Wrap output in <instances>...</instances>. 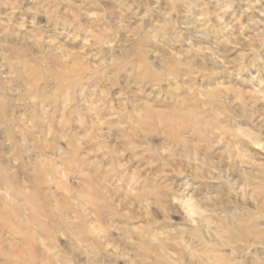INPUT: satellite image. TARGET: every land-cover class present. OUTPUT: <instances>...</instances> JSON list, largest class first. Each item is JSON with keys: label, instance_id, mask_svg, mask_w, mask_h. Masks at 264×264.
I'll list each match as a JSON object with an SVG mask.
<instances>
[{"label": "rangeland", "instance_id": "1", "mask_svg": "<svg viewBox=\"0 0 264 264\" xmlns=\"http://www.w3.org/2000/svg\"><path fill=\"white\" fill-rule=\"evenodd\" d=\"M262 164L264 0H0V264H264Z\"/></svg>", "mask_w": 264, "mask_h": 264}, {"label": "clouds", "instance_id": "2", "mask_svg": "<svg viewBox=\"0 0 264 264\" xmlns=\"http://www.w3.org/2000/svg\"><path fill=\"white\" fill-rule=\"evenodd\" d=\"M176 89H170L169 92H176ZM190 89L187 90L190 93ZM163 97V93H157L154 97L156 101H160ZM264 169V164L261 165ZM202 171L203 169H199ZM215 171V170H213ZM177 175H184V173H176ZM193 180V183H189L188 180ZM199 179V176L189 174L188 178L182 181L183 192L175 191H164L162 194L165 195L170 204L179 207L180 201L177 199L179 195L181 199L191 198L194 190V183ZM201 206L206 210L196 218L189 217L187 227L190 232H199L201 234H207L209 239L205 241V244L212 248H223L227 246V241L232 238L233 227L228 224L227 217L222 213L226 206L221 205L217 197H208L199 201ZM232 264H238L237 261H233Z\"/></svg>", "mask_w": 264, "mask_h": 264}]
</instances>
